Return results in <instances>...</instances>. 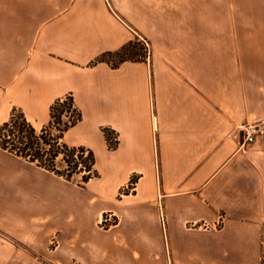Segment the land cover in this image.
Segmentation results:
<instances>
[{
    "label": "crops",
    "instance_id": "crops-1",
    "mask_svg": "<svg viewBox=\"0 0 264 264\" xmlns=\"http://www.w3.org/2000/svg\"><path fill=\"white\" fill-rule=\"evenodd\" d=\"M70 93L100 174L0 146V264H264V0H0V123Z\"/></svg>",
    "mask_w": 264,
    "mask_h": 264
},
{
    "label": "trees",
    "instance_id": "trees-1",
    "mask_svg": "<svg viewBox=\"0 0 264 264\" xmlns=\"http://www.w3.org/2000/svg\"><path fill=\"white\" fill-rule=\"evenodd\" d=\"M139 45L140 41H130L118 50L104 52L94 62L106 61L118 67L126 60H143L146 52H141ZM50 115L49 123L38 129L21 108L14 106L9 119L0 125V146L68 180L80 176L77 183L84 186L100 173L93 149L83 144L71 145L63 139L83 118L74 95L57 98L50 107ZM103 130L110 147H116L118 138L112 141L116 131L109 127Z\"/></svg>",
    "mask_w": 264,
    "mask_h": 264
},
{
    "label": "built area",
    "instance_id": "built-area-1",
    "mask_svg": "<svg viewBox=\"0 0 264 264\" xmlns=\"http://www.w3.org/2000/svg\"><path fill=\"white\" fill-rule=\"evenodd\" d=\"M141 43L145 46L144 48H145V51H146V56L149 57V55H150V45H149L148 41L146 39H143L142 38L141 39ZM239 128L243 132H245L248 141H253L255 139L256 133L258 131H260V129H261L259 123H255V122H253V123H250V122L241 123L239 125ZM117 138H118V135L115 134L114 137L112 138V141L113 142L114 141H117ZM162 219H163V222H164V225H165V218H164V216H163ZM223 219H224V215L221 214L220 215V220L217 223L218 226H220L222 224ZM110 220H114L113 217L110 216V215L109 216H106L105 221H110Z\"/></svg>",
    "mask_w": 264,
    "mask_h": 264
},
{
    "label": "rangeland",
    "instance_id": "rangeland-1",
    "mask_svg": "<svg viewBox=\"0 0 264 264\" xmlns=\"http://www.w3.org/2000/svg\"><path fill=\"white\" fill-rule=\"evenodd\" d=\"M139 46H140V48H141V49H140L141 52H143V53L146 52V51H145V48H144L145 46H144L141 42H140V45H139ZM8 119H9V118H8ZM2 123H3V122H1L0 125H1ZM38 129H40L39 126H38ZM60 165H61V164H60ZM79 178H80V176H77V177L74 179V181L77 182V180H78ZM51 244H52V245H55V244H56L55 239L52 240Z\"/></svg>",
    "mask_w": 264,
    "mask_h": 264
}]
</instances>
